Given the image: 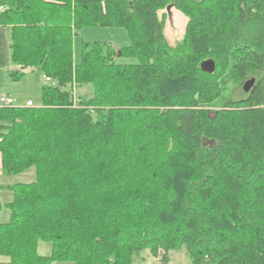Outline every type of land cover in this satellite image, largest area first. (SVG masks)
I'll list each match as a JSON object with an SVG mask.
<instances>
[{
    "label": "trees",
    "instance_id": "obj_1",
    "mask_svg": "<svg viewBox=\"0 0 264 264\" xmlns=\"http://www.w3.org/2000/svg\"><path fill=\"white\" fill-rule=\"evenodd\" d=\"M166 7L187 19L176 45ZM0 26L9 78L50 79L39 106H0L7 264H264V0H0ZM84 27L129 44L83 40L75 62Z\"/></svg>",
    "mask_w": 264,
    "mask_h": 264
},
{
    "label": "rangeland",
    "instance_id": "obj_2",
    "mask_svg": "<svg viewBox=\"0 0 264 264\" xmlns=\"http://www.w3.org/2000/svg\"><path fill=\"white\" fill-rule=\"evenodd\" d=\"M159 16L164 20V36L170 45H176L182 42L183 33L186 24V17L173 7H166L159 12ZM105 41L110 42L116 48L127 46L129 38L122 27H84L78 31L73 39L74 61H79L81 41ZM9 36L7 29L0 26V95H9L14 100V105H24L29 99L33 106H39L40 88L48 84L45 77L38 71L32 70L25 73L20 81H13L8 76L10 62L7 58ZM120 63H135L132 58H117ZM8 66V67H7ZM88 87L80 89V93H87ZM34 178L33 169H29L22 174L12 177L15 182H29ZM8 199L7 196H0V200ZM38 253L46 256L50 253V244L40 241L38 244ZM169 264H191L185 250H173L169 252ZM140 258H134V264H158V258H154L147 251H144ZM70 264V263H61Z\"/></svg>",
    "mask_w": 264,
    "mask_h": 264
},
{
    "label": "built area",
    "instance_id": "obj_3",
    "mask_svg": "<svg viewBox=\"0 0 264 264\" xmlns=\"http://www.w3.org/2000/svg\"><path fill=\"white\" fill-rule=\"evenodd\" d=\"M46 81H50L48 77H45ZM14 105V100L6 95H0V106H11ZM25 106H32V102L30 100L25 102ZM1 264V262H0Z\"/></svg>",
    "mask_w": 264,
    "mask_h": 264
},
{
    "label": "crops",
    "instance_id": "obj_4",
    "mask_svg": "<svg viewBox=\"0 0 264 264\" xmlns=\"http://www.w3.org/2000/svg\"><path fill=\"white\" fill-rule=\"evenodd\" d=\"M8 45V44H7ZM5 53H7V58H8V51L6 50L5 51ZM8 67V66H7ZM17 67H15V66H12V65H9V69H16ZM33 69L32 68H26L25 70H24V72L25 73H27V72H29V71H32ZM9 72V71H8ZM7 96H9V95H7ZM9 97H11V96H9ZM29 99H27L26 101H28ZM0 174H1V160H0ZM7 196L8 195V193L4 190V189H0V196ZM0 262H1V264H7L6 263V260L4 259V258H2V257H0Z\"/></svg>",
    "mask_w": 264,
    "mask_h": 264
},
{
    "label": "water",
    "instance_id": "obj_5",
    "mask_svg": "<svg viewBox=\"0 0 264 264\" xmlns=\"http://www.w3.org/2000/svg\"><path fill=\"white\" fill-rule=\"evenodd\" d=\"M200 68L203 70V71H206V72H213L214 70V62L212 60H204L201 64H200Z\"/></svg>",
    "mask_w": 264,
    "mask_h": 264
}]
</instances>
